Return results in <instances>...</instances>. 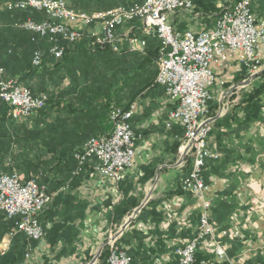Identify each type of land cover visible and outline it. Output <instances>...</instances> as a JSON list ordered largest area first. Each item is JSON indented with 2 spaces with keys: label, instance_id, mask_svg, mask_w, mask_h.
Segmentation results:
<instances>
[{
  "label": "crops",
  "instance_id": "crops-1",
  "mask_svg": "<svg viewBox=\"0 0 264 264\" xmlns=\"http://www.w3.org/2000/svg\"><path fill=\"white\" fill-rule=\"evenodd\" d=\"M65 1L72 10L89 14L130 8L143 2ZM5 2L6 0H1L2 4ZM218 6H222L220 0ZM252 9L258 17L264 18V0H253ZM199 16L196 18L188 13L178 12L169 15L168 21L176 30L182 32L213 28L216 16ZM43 17L33 14L25 21L39 23ZM24 18L25 16L11 14L5 9L0 11V43L4 47L8 46L1 53L5 72L11 78L22 77V84H28L38 94L34 96L45 95L48 99V93L50 113L46 118H41L37 117V112L18 121L8 117L3 120L0 116V163L4 160L2 156L11 154L13 124L14 127L25 124L31 130L44 129L49 124L51 129L48 136L57 153H47L46 147H41L46 159L44 165L49 172L48 189L53 196L52 203L40 217V223L46 231L45 236L40 241H29L25 235L19 234L12 246L24 245V255L30 249L31 264H90L98 261L99 254L106 247L108 234L114 225V209L121 201L122 193L111 181L91 177L92 166H87L74 176L73 160L63 161L59 157L61 151L70 147L81 148L89 139L109 132V121L103 111L94 107L95 103L106 99L103 92L114 83V76L119 81L116 83V90L123 94L125 88L119 89L121 80L126 74H135L139 61L154 52L157 41H154L156 38L146 37L141 28L142 23L135 20L117 29V34L124 38L121 43L122 54L104 51L94 54L90 50L89 40L85 39L75 45L63 43L66 47L65 53L62 58L57 59L44 38L35 40L31 31L18 27L17 23L24 22ZM96 28L94 25L86 31ZM135 36L146 40L143 52L129 51L126 38ZM35 51L41 52L44 58V68L39 73L24 70L30 65ZM238 66L232 60L225 69L215 70L219 74L224 71L226 75L239 71ZM157 70L151 66L146 73L147 78L151 79ZM216 87L212 90L213 100L209 105L211 113L216 114V119L208 138V147L220 158L216 161L209 160L205 168L208 189L204 198L211 202L209 219L220 232L228 229L239 231V240L221 239L231 262L264 264V96L261 99L263 107L259 117L245 127L240 100L224 102L219 97L214 99ZM95 92L100 94L94 97ZM122 103H125L124 98ZM212 103L217 104L213 111ZM132 104L136 105V110L130 121L131 126L142 139L138 142L134 166L123 178L137 183L146 174L152 172L155 175L144 186H136L131 194L134 197L143 194L141 204L148 197L152 203L147 206L144 215L139 219L137 215L132 225L125 230L120 249L134 257L135 264H167L173 256L169 249L180 241L182 245L188 240L178 238L181 229L191 225L193 232H197L203 203L189 193L173 194L187 176L189 168H180L174 162L177 156L174 145L183 139V136H178L182 127L174 124L172 128H167L174 104L166 95L165 88L160 85L146 88ZM31 142L32 140L26 145L21 144L14 153H25V147H29ZM33 142L38 147V136ZM42 151L38 153L42 155ZM51 156L54 158H50ZM12 163L14 160L6 159L3 164L9 167ZM14 165L17 168L12 173L17 172L25 177L18 168L19 163ZM124 187H127L126 183ZM127 218H124L120 226ZM173 222L180 226V231L174 234V238L178 239L163 240ZM5 230V221L0 216V237ZM163 242L167 245H163ZM167 249L168 253H165ZM199 257L209 259V264H218L213 256L202 251ZM24 259L25 256L22 260Z\"/></svg>",
  "mask_w": 264,
  "mask_h": 264
},
{
  "label": "built area",
  "instance_id": "built-area-1",
  "mask_svg": "<svg viewBox=\"0 0 264 264\" xmlns=\"http://www.w3.org/2000/svg\"><path fill=\"white\" fill-rule=\"evenodd\" d=\"M252 3L253 0H234L222 6L213 28L183 32L174 29L168 16L183 11L194 14L192 0H143L130 8L93 14L74 11L65 0H8L0 5V11L31 8L45 12L46 20L39 23L27 21L18 27L47 39L57 59L65 53L63 43H79L86 37V30L94 25L96 29L88 30L92 45L110 48L118 54H122L121 43L124 38L117 34V29L136 19L142 23L141 28L146 37H157L161 41L155 82L165 88L166 95L174 104L167 128L179 124L184 129L175 165L190 167L182 180L181 189L203 203L197 234L176 251L180 264H209V259L199 257L200 251L213 256L218 264H236L229 259L221 239L227 235L238 237L239 231L220 232L210 222L211 202L204 198L208 186L203 174L209 160L220 158L208 147V138L216 119L209 105L213 100L212 90L219 85L215 66L220 67L234 60L239 66L247 68L249 79L262 72L260 56L264 50V18L253 12ZM126 40L130 52H143L146 46V40L136 36ZM42 61V53L35 52L33 65L40 67ZM2 74L4 69L0 62V76ZM229 90L221 93V101H224ZM0 99L8 107L7 117L14 121L31 117L47 103L45 95L34 96L16 78L0 81ZM135 110L136 105L132 104L128 109L117 108L111 112L109 132L89 139L75 153L78 165L74 176L87 166H92L91 177L109 180L118 188L124 174L134 165L138 142L142 139L141 135L134 132L130 122ZM52 200L53 196L48 194L46 187L38 183V177L26 179L17 172L0 176V212L8 219H19L15 229L0 242V259L9 253L19 234L25 235L29 241L44 238L45 229L40 217ZM149 201L150 197L137 208V214L135 210L123 225L110 230L106 244L110 253L105 264H131L130 255L118 249L117 244L132 218L135 219ZM30 252L29 249L20 264H31ZM90 264H97V260Z\"/></svg>",
  "mask_w": 264,
  "mask_h": 264
},
{
  "label": "trees",
  "instance_id": "trees-1",
  "mask_svg": "<svg viewBox=\"0 0 264 264\" xmlns=\"http://www.w3.org/2000/svg\"><path fill=\"white\" fill-rule=\"evenodd\" d=\"M6 1H8V0H6ZM193 2H195L194 5L196 8V11L201 13V17H205L207 15H212L213 17L216 16L218 18L219 14L223 8L222 6L221 7L218 6L219 0H194ZM0 5H2L1 0H0ZM7 12H9L11 14L15 13V14H17V16H25V18L22 19V20H24V22L17 23L18 25L26 23L27 21H25V19L27 17H32L33 14L36 17H39V15L44 16L42 21L47 19L45 12L38 11L36 9H31V8L26 9V10H22V11L15 10V11H7ZM42 21H39V22H42ZM21 31H23V30H21ZM32 38H34L36 40L37 38H40V36L38 34L32 32ZM153 38H156V40L154 39V41H157V48L154 50V52L151 53L149 55V57L145 56V57L141 58L142 61L141 60L139 61V63H138L139 66L137 67L134 75L126 74L123 77V79L121 80V84L119 86V89L121 90L122 88H125V92L123 93L125 95H123L122 92L120 93L116 90V83H118L119 81H117L116 76H114L113 77L115 79L114 83L108 87L107 91L103 92L104 94H106V99H103V101H101V102L95 103L94 107L99 108V110L103 111V113H105V116L107 117L108 121L110 120L111 112L114 109H117V108L128 109L132 105L133 100L138 95H140L146 88H150L152 86H158L155 82L157 73L155 72L154 76L151 79L147 78V74H146L147 71L150 70L151 66L157 68V60L160 56V51L162 48L161 41L157 37H153ZM85 39H88V31H86V37L83 38L81 41H83ZM43 40L47 41L50 44V46L52 47V44L47 39H43ZM88 40H89L90 50L94 54L95 53L97 54V53H100L103 51L115 53L110 48L102 49V48L95 47L92 45L93 41L91 39H88ZM7 47H4V45H2L0 43V62H1V65L4 69V74H2L0 76V81L16 78V79H18L19 83L23 87L30 89L32 91L33 95L34 94L38 95L32 90V88L28 84H22V82H23L22 77H19V78L18 77H12L11 78V77L7 76V72H5V68H4L5 66H4V62L2 60V55H1V53H3L7 49ZM51 47H50V49H51ZM35 52H37V51H35ZM16 53H17V51H16ZM34 53H33V57H34ZM115 54H118V53H115ZM15 55L16 54H14V56ZM43 68H44V58L42 61V65L40 67H36L33 65V58H32L30 65H28L24 70L28 71V72H32V73H39L40 71L43 70ZM144 75H145V77H144ZM247 75H249V72H247L246 68L245 69L243 68L239 73H237V76L235 79H236V81L240 82V81H243V79ZM258 78L261 79L258 86L252 87L250 89H244V94L239 99L240 100V108L243 111V116H244L243 124L245 125V127L248 126V124L250 122L254 121L255 119H257L259 117L260 112H261L262 107H263L261 99H262V96H264V71L260 74V76ZM135 88H138V89L136 91H134ZM99 94H100L99 92H95L94 97H97ZM47 96H48L47 103H46L45 107L37 113L38 114L37 117L46 118L47 115H49V113H50V107H49L50 97H49L48 93H47ZM123 98L125 100V103H122ZM216 107H217V104L212 103L211 110L213 111L214 109H216ZM88 108H90V107H88ZM7 114H8V107H7V105L3 104L1 102V99H0V116H2L3 120L7 117ZM11 123L13 124V123H17V122H11ZM50 129H51V126L49 124L44 129H40V130H38V129L31 130L30 127L28 125H25V124H21L19 127H14V124H13V126H11L12 150H11L10 156H8L7 154H5V156H2V158L4 160H3V162L1 161V163H0L1 164L0 165V176L12 173L13 169L17 168L14 165V163H19L18 168L22 171V172L21 171H19V172L24 173L26 179L38 177L40 185L41 186L45 185L48 194L51 195V192L48 189V182H47V176H48L49 172H47L46 165H44L46 159H45V155H43V151L41 150V147L44 146L43 149L46 147L45 151L47 153H52V152L55 154L57 153V149H55V147L53 146V141H51L50 140L51 138L48 136L50 134V132H49ZM173 130L174 129H172V131ZM45 134H47V135H45ZM36 136H38V143H37L38 147H36V144H34V142H33L35 140ZM98 136H96V137H98ZM178 136H180V138L182 136H184V129L183 128H180V131L178 132ZM31 140H32V142L30 143V146L25 147L27 149L25 153H19V155L14 153V151L18 147H21L22 145H26L27 142H30ZM180 144H181L180 140L175 143V145H174L175 151L178 150ZM81 148H76V147H70L69 149L67 148L64 151H61V155L59 158L62 159L63 161L66 159L73 160L74 170H75L77 168V165H78V163L75 159V153L77 151H79ZM39 151H42V155H40L38 153ZM52 157L53 156H51L50 158H52ZM6 159H11L12 161L14 160V163H12V165L10 164L11 166L6 167L5 164H3L6 161ZM24 159H26L27 161H25ZM154 175H155V173H152V172L150 174H146L137 183H135L133 181H128L125 178H123L120 181L118 187L122 193V198H121V201L116 205V207L114 209V215H113L114 225H113V228H118V226H120V224L122 223V221L124 220L125 217H130L133 214V212L138 207L141 206L140 204L142 203L143 194H140L138 197H134L131 194L136 189V186H138V185L144 186L146 184V182H148V180H150L151 178L154 177ZM203 178H204V181L207 185V179L205 178V170H204ZM125 183L127 184V187H124ZM173 194L174 195L183 194V191L181 189V185H179L178 190ZM151 203H152V201H149V203L141 209L140 213L137 216V219L141 218L144 215V213L147 209V206L150 205ZM0 216L2 217L3 221H5V225H6V230L3 233V235L0 237V242H1V240L3 239V237L6 234H8L9 232H11L12 230L15 229L16 223L19 221V219L18 218L8 219L6 217V215L2 212H0ZM132 223H131V225H132ZM115 224H117V225H115ZM179 227L180 226L177 222H173L171 225V229L166 233V236H164L165 239L163 238V240H166V239H168V240H172V239L175 240L176 239L177 240L178 238L179 239L182 238V240H184V239L189 240V239L193 238L198 232V230H197V232H195V231L193 232V227L191 225H190V227L189 226L183 227V229H181V231L179 230ZM176 231L181 232V234L179 235L178 238H174V234ZM228 231H230V230L228 229ZM238 237H232L231 235H227L224 238H227L231 241H236V240H239ZM122 239H123V237L119 240V242L117 244L118 249H120V243H121ZM173 243H175V242H173ZM165 244L166 243L163 242V245H165ZM180 244H181V241L179 243H177V245H175V246L173 245V247H171L169 249L170 250L169 252L173 253V256L169 258V261L167 262V264H180L179 257L176 254L177 249L183 246V244L182 245H180ZM25 249H26V247L22 244L12 246L9 253H7L6 256H4L0 259V264H20L23 261L22 259L25 256L24 255V251H26ZM167 251H168V249L165 250V253ZM109 253H110L109 248L105 247L103 249V251L101 252L100 256L98 257L97 264H105L106 260L109 256ZM131 258H132L131 264H135L134 257H131ZM209 262H210V260H209Z\"/></svg>",
  "mask_w": 264,
  "mask_h": 264
},
{
  "label": "rangeland",
  "instance_id": "rangeland-1",
  "mask_svg": "<svg viewBox=\"0 0 264 264\" xmlns=\"http://www.w3.org/2000/svg\"><path fill=\"white\" fill-rule=\"evenodd\" d=\"M220 2H221V4H222V6H224L227 2H229V3H227V4H230L232 1L231 0H220ZM194 7H195V5H194ZM183 13H187V12H184L183 11ZM197 14V15H194V14ZM175 14V13H174ZM188 14H190L192 17H196V16H199L201 13L200 12H198V11H196V8H195V10H194V14L193 13H190V12H188ZM171 15V14H170ZM200 17V16H199ZM197 18V17H196ZM168 19H169V16H168ZM137 20V19H136ZM135 21V20H134ZM175 29V28H174ZM206 29V28H205ZM176 30V29H175ZM207 30H209V28L207 29ZM176 31H179V30H176ZM186 31V30H185ZM180 32V31H179ZM144 34V33H143ZM88 39H90L89 38V33H88ZM264 51V50H263ZM263 53L264 52H262V54H261V56H260V66H262V68H260V69H262V72L264 71L263 70V67H264V56H263ZM230 63L232 62V61H229ZM236 62V61H235ZM227 64H228V62H226V63H224L223 65H221L220 67H216L215 66V68H217V69H225L224 67H226L227 66ZM238 68H240V70L239 71H234V72H230V73H228V74H226L225 75V73L226 72H224V71H222V73L221 74H219V73H216V77H217V79H218V81H219V85H217V89H215V91H214V99H217L218 97L219 98H221L220 97V95H221V93L222 92H224V91H228L230 88H232V90H229V93L227 94V96L225 97V99H224V102L225 101H228V100H235V99H240V97L244 94V89H250V88H252V87H255V86H258V84H259V82L261 81V79H259L258 77L260 76V74L262 73H259V74H257L253 79L251 78V79H249L250 78V74L249 75H247L244 79H243V81H236V76H237V73H239L243 68L245 69L246 67H244V66H238ZM246 70H247V68H246ZM226 71V70H225ZM215 72H216V70H215ZM237 72V73H236ZM248 72V71H247ZM228 75V76H227ZM245 81V82H244ZM263 101H264V97H263ZM176 154H178V150H177V152H176ZM177 160V156H176V158H175V161ZM174 161V162H175ZM134 166V165H133ZM133 166L128 170V171H130L132 168H133ZM181 168V167H180ZM187 168H190L189 166L187 167ZM184 169V168H183ZM211 208V207H210ZM209 217H210V215H209ZM128 219V218H127ZM134 219L132 218V221H133ZM132 221H131V223H132ZM131 223H130V225H131Z\"/></svg>",
  "mask_w": 264,
  "mask_h": 264
},
{
  "label": "water",
  "instance_id": "water-1",
  "mask_svg": "<svg viewBox=\"0 0 264 264\" xmlns=\"http://www.w3.org/2000/svg\"><path fill=\"white\" fill-rule=\"evenodd\" d=\"M137 212H138V209H136L135 214H137ZM130 220H131V219H130Z\"/></svg>",
  "mask_w": 264,
  "mask_h": 264
}]
</instances>
